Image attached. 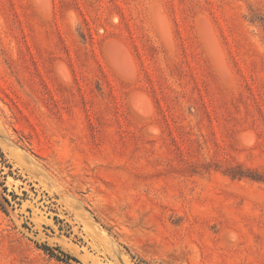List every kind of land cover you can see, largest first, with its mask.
<instances>
[{"label": "rangeland", "instance_id": "obj_1", "mask_svg": "<svg viewBox=\"0 0 264 264\" xmlns=\"http://www.w3.org/2000/svg\"><path fill=\"white\" fill-rule=\"evenodd\" d=\"M0 204V264H264V0H0Z\"/></svg>", "mask_w": 264, "mask_h": 264}, {"label": "trees", "instance_id": "obj_2", "mask_svg": "<svg viewBox=\"0 0 264 264\" xmlns=\"http://www.w3.org/2000/svg\"><path fill=\"white\" fill-rule=\"evenodd\" d=\"M46 248L49 249L48 247H46ZM67 257L72 258V256H70V255H67Z\"/></svg>", "mask_w": 264, "mask_h": 264}, {"label": "built area", "instance_id": "obj_3", "mask_svg": "<svg viewBox=\"0 0 264 264\" xmlns=\"http://www.w3.org/2000/svg\"><path fill=\"white\" fill-rule=\"evenodd\" d=\"M2 210V206H1V204H0V211Z\"/></svg>", "mask_w": 264, "mask_h": 264}]
</instances>
